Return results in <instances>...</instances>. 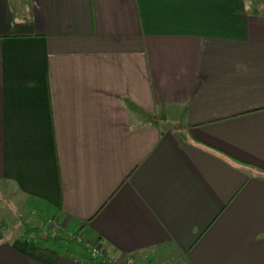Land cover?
Wrapping results in <instances>:
<instances>
[{
    "label": "crops",
    "instance_id": "1",
    "mask_svg": "<svg viewBox=\"0 0 264 264\" xmlns=\"http://www.w3.org/2000/svg\"><path fill=\"white\" fill-rule=\"evenodd\" d=\"M40 219L115 264H264V0H0V264H79Z\"/></svg>",
    "mask_w": 264,
    "mask_h": 264
},
{
    "label": "trees",
    "instance_id": "2",
    "mask_svg": "<svg viewBox=\"0 0 264 264\" xmlns=\"http://www.w3.org/2000/svg\"><path fill=\"white\" fill-rule=\"evenodd\" d=\"M53 220L40 219V225L31 227L22 223V238L29 239L40 248H48L58 255L71 257L79 264H113L109 258L99 259L92 255L90 247L79 238V232L66 234L55 225ZM2 230L6 223H0ZM80 240V241H79Z\"/></svg>",
    "mask_w": 264,
    "mask_h": 264
},
{
    "label": "built area",
    "instance_id": "3",
    "mask_svg": "<svg viewBox=\"0 0 264 264\" xmlns=\"http://www.w3.org/2000/svg\"><path fill=\"white\" fill-rule=\"evenodd\" d=\"M87 245L90 247L91 244H87ZM90 248H91L92 255L94 257L99 258V259L108 258L106 254L102 251V249H100L98 246L94 245V246H91ZM112 263L115 264L114 262Z\"/></svg>",
    "mask_w": 264,
    "mask_h": 264
},
{
    "label": "rangeland",
    "instance_id": "4",
    "mask_svg": "<svg viewBox=\"0 0 264 264\" xmlns=\"http://www.w3.org/2000/svg\"><path fill=\"white\" fill-rule=\"evenodd\" d=\"M8 203H9V202H7V204H6V203H5V204H6V205H9ZM11 214H12V213H11ZM13 218H14L13 221H15L14 223L17 224V222H16V221H17V217H16L15 215H13ZM8 221L11 223V225H14V226H15L14 229H17V228H18V226H17L18 224H17V225L13 224V223L11 222L12 220H11L10 218L8 219ZM31 223H32V222H31ZM16 226H17V227H16Z\"/></svg>",
    "mask_w": 264,
    "mask_h": 264
}]
</instances>
